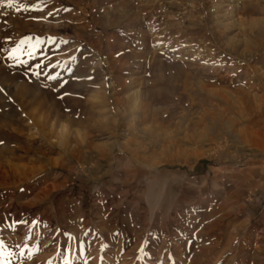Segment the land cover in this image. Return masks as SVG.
I'll return each mask as SVG.
<instances>
[{"label":"rangeland","instance_id":"obj_1","mask_svg":"<svg viewBox=\"0 0 264 264\" xmlns=\"http://www.w3.org/2000/svg\"><path fill=\"white\" fill-rule=\"evenodd\" d=\"M151 263L264 264V0H0V264Z\"/></svg>","mask_w":264,"mask_h":264},{"label":"snow or ice","instance_id":"obj_2","mask_svg":"<svg viewBox=\"0 0 264 264\" xmlns=\"http://www.w3.org/2000/svg\"><path fill=\"white\" fill-rule=\"evenodd\" d=\"M30 49H31V51H29V52L27 53V55L29 56V58H30L32 55H36V54H37V51H36V49H37V45H36V44H32L31 47H30ZM14 55L16 56V52H15V51H14L13 53H10V54H9L8 59L11 60L12 56H14ZM15 62H16L17 65H19V64H21V63H27V61L21 60V59L19 58V56H16ZM35 66H36V68L38 69V68L40 67V64H36ZM30 70H31V69H30ZM34 74H36V75H40L39 72H36V73H34ZM49 78H50V79H55L56 77H55V76H52V77H49Z\"/></svg>","mask_w":264,"mask_h":264},{"label":"bare ground","instance_id":"obj_3","mask_svg":"<svg viewBox=\"0 0 264 264\" xmlns=\"http://www.w3.org/2000/svg\"><path fill=\"white\" fill-rule=\"evenodd\" d=\"M119 248V247H118ZM158 259V258H157ZM152 264V263H151Z\"/></svg>","mask_w":264,"mask_h":264}]
</instances>
